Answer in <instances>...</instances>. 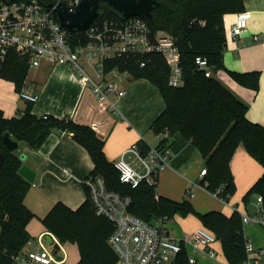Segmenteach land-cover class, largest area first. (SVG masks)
Here are the masks:
<instances>
[{
	"label": "trees",
	"instance_id": "trees-1",
	"mask_svg": "<svg viewBox=\"0 0 264 264\" xmlns=\"http://www.w3.org/2000/svg\"><path fill=\"white\" fill-rule=\"evenodd\" d=\"M41 1L49 4L53 0ZM161 1V5L153 10V18H141L154 31L165 30L175 39L181 52L183 84L170 85L171 69L159 54L153 55L145 67H141L135 58H120L110 62L109 68L117 65L121 72L129 73L132 78L146 79L158 87L165 108L151 127L155 134L168 130L169 135L159 142L157 150L168 149L170 138L177 133L191 139L205 159L207 174L201 184L211 193L222 189L221 198L229 201L236 192L231 162L240 146L264 167V125L252 122L248 118V105L214 75V72L225 68L224 15L242 12L244 0ZM100 10L104 17H118L110 11L107 3L102 4ZM199 55L208 59L212 76H206L205 70L199 69L196 63ZM29 70V60L10 51L0 77L14 82L17 92H20L26 85ZM229 72L240 84L259 88L258 71ZM55 129L69 131L77 142L86 147L94 163L88 178L100 176L109 190L129 196L131 213L148 222L197 213L202 225L221 242L228 264H241L249 257L246 251L248 238L244 235L239 211L231 215L217 210L199 213L190 200H174L160 195L157 183L143 180L135 188L123 183L115 162L106 155L105 141L93 127L78 123L69 116L48 115L45 118L44 115H36L33 103L28 102L22 113L10 118L0 109V156L3 155L0 165V264H15L14 256L27 250L31 240L27 226L35 216L25 204L33 183L19 173L23 165L21 154L18 149L11 151L5 145L3 135L9 133L13 140L39 148ZM137 143L140 154L146 157L151 147L142 139ZM84 189L86 199L77 209L59 201L42 223L60 241L78 246L80 260L76 264H116L117 255L109 244L114 225L96 213L86 181ZM253 196H262L264 209V172L243 197L244 203H249ZM183 246L175 264H192L188 249Z\"/></svg>",
	"mask_w": 264,
	"mask_h": 264
},
{
	"label": "crops",
	"instance_id": "crops-1",
	"mask_svg": "<svg viewBox=\"0 0 264 264\" xmlns=\"http://www.w3.org/2000/svg\"><path fill=\"white\" fill-rule=\"evenodd\" d=\"M244 6L242 12H250L251 17L247 30L238 37H233L231 30L241 12L224 15L227 41L223 55L225 68L214 72V75L248 105V118L254 123L264 125V0H244ZM255 36L260 40H255ZM229 71L240 73L258 71L259 88L253 89L240 84L233 79ZM128 75L130 76L129 73ZM134 80L130 84V91L124 87L121 80H118L122 88L127 89L126 94L119 100L121 117L110 113H91L84 102L89 90L85 97H82V85L67 63L56 65L44 63L40 67L30 68L25 87L39 94V99L33 103V112L36 115L64 118L74 110L71 116L74 121L88 125L97 122L96 131L105 141L107 157L117 162L124 156L140 174H144L142 162L135 153L128 150L140 139L146 141L151 148L157 147L160 142L158 136L151 127L154 138L148 137L149 131L146 130L148 124L145 123L152 125L165 106L158 103L156 107H149L152 103L149 91L148 94H144L135 90L137 85L135 82L137 80L151 82L146 79ZM140 101L142 104H139ZM27 104L28 102L19 97L14 82L0 77V109L4 115L9 118L17 116L23 112ZM142 109H147V115ZM169 142L171 143L168 148L167 166L160 171L156 180L160 195L174 200H190L199 213L217 210L231 215L236 209L241 214H248L251 217L257 215L258 196H253L247 204L244 203L243 197L263 174L264 167L249 155L243 146L238 148L231 162L236 192L228 203H225L201 184V171L206 168V164L202 152L194 142L180 133L173 135ZM21 143L24 142H19L18 150L21 158L25 155L23 163L36 171L35 182L25 198L26 206L35 214L27 226L31 240L26 251H30L36 249L41 237L50 232L43 225L42 219L57 202L62 201L72 209H77L86 199L84 182L90 175L94 163L86 147L77 142L69 131L63 129L53 130L39 148H31L28 144ZM147 158L149 159V154ZM63 169H68L70 174L66 176ZM155 223H159V220ZM165 226L170 235L179 241L191 236L198 228L204 227L197 213L167 219ZM244 235L256 247L264 248L263 226L244 225ZM61 244L62 248L54 246L50 248L63 257L66 255L64 264H76L80 260L78 246L62 241ZM212 248L217 251V256L210 257L207 253H198L196 264H228L219 240L212 244ZM252 257L258 258L261 264L264 263V255L253 254Z\"/></svg>",
	"mask_w": 264,
	"mask_h": 264
},
{
	"label": "built area",
	"instance_id": "built-area-1",
	"mask_svg": "<svg viewBox=\"0 0 264 264\" xmlns=\"http://www.w3.org/2000/svg\"><path fill=\"white\" fill-rule=\"evenodd\" d=\"M63 2L70 12H75L82 0H53L49 4L41 0H0V70L10 51L27 58L30 68L40 67L44 63H67L82 85V97L89 90L84 102L91 113H110L117 117L122 116L119 100L126 94V90L116 79V74L121 71L117 65L109 68L110 62L120 58H135L141 67H145L152 61L153 55L159 54L171 69L170 85L176 87L183 84L181 52L175 39L167 31H154L145 19L138 16L126 19L102 16L84 31L68 32L53 15V9ZM50 4L54 7L49 8ZM250 17L251 13L248 11L239 14L232 26L233 37H238L247 30ZM255 40L260 39L255 36ZM196 63L199 69L205 70L206 76L213 75L206 57L197 56ZM18 94L26 102L34 103L39 99L38 93L26 87ZM74 112L72 110L68 116L71 118ZM47 116L44 115L45 118ZM90 126L96 130L98 123L92 122ZM156 135L161 142L168 137L169 132L166 130ZM128 151L137 155L145 173L140 174L123 156L115 162L120 180L133 188L143 180L156 184L158 174L167 166L169 150L151 148L149 159L140 154L138 143L133 144ZM63 173L66 176L70 174L68 169H63ZM206 174L207 168L202 169L201 177ZM86 184L96 213L106 217L114 225L109 244L117 255L116 264H175L183 245L188 249L189 262L192 264L197 263L198 253L217 256L212 244L218 239L207 228H198L191 236L176 240L165 226L167 217L155 223L131 213V198L109 190L100 176L88 178ZM221 192L222 189H219L214 194L228 203L221 198ZM262 202V196H258L256 216L242 214L244 225L254 223L264 227ZM46 234L51 235L52 243L42 236L36 249L14 256L15 264H64L66 255L63 257L50 248H62L61 241L52 232ZM246 251L249 257L241 264H260L258 258H253L252 255H264V248L256 247L248 240ZM58 256L61 258H57Z\"/></svg>",
	"mask_w": 264,
	"mask_h": 264
},
{
	"label": "water",
	"instance_id": "water-1",
	"mask_svg": "<svg viewBox=\"0 0 264 264\" xmlns=\"http://www.w3.org/2000/svg\"><path fill=\"white\" fill-rule=\"evenodd\" d=\"M107 3L110 11L121 19L131 16L153 18V10L161 5V0H82L75 12H70L66 3H61L53 9L54 17L68 32L84 31L94 22L100 20L104 14L100 10L102 4ZM54 5L50 4L49 8ZM3 142L11 150L19 149V142L13 140L9 133L3 135ZM25 155H22L24 159ZM3 155L0 156V165ZM19 173L31 183L35 182L36 171L23 163ZM49 243H52L50 234L45 236ZM57 258H61L58 256Z\"/></svg>",
	"mask_w": 264,
	"mask_h": 264
},
{
	"label": "rangeland",
	"instance_id": "rangeland-1",
	"mask_svg": "<svg viewBox=\"0 0 264 264\" xmlns=\"http://www.w3.org/2000/svg\"><path fill=\"white\" fill-rule=\"evenodd\" d=\"M116 79L117 80H121L122 81V83H123V85H124V87L125 88H128V91H130V84H131V82L132 81H135L131 76H129L128 75V73H126V72H118L117 74H116ZM135 83H137V85L135 86V90H138L140 93H144V94H148V91H149V93H150V95H151V97H152V99H151V101H152V103H151V106H149V107H156V105L159 103H161V104H164V106H165V102H164V100H163V98H162V96H161V94L159 93V91H158V89H157V87L153 84V83H148V82H145V81H136ZM150 89V90H149ZM127 90V89H126ZM144 104H145V102L144 101H142ZM139 104H142L141 103V101L139 102ZM148 107V108H149ZM147 108V109H148ZM147 109L145 110V109H142L143 110V112H146V115H147ZM122 111V110H121ZM152 123V122H151ZM145 124H148L147 125V128H146V130L147 131H149V134H148V137H150V138H154V133H153V131L150 129L151 128V124L150 123H145ZM151 140V139H150ZM155 141V140H154ZM22 145L23 144H25V143H21ZM250 226V225H256V224H254V223H252V224H245V226ZM217 242V241H216ZM221 254V253H220Z\"/></svg>",
	"mask_w": 264,
	"mask_h": 264
}]
</instances>
